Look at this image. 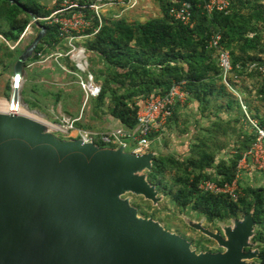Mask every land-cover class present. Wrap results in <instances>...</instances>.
<instances>
[{
  "label": "trees",
  "instance_id": "obj_1",
  "mask_svg": "<svg viewBox=\"0 0 264 264\" xmlns=\"http://www.w3.org/2000/svg\"><path fill=\"white\" fill-rule=\"evenodd\" d=\"M61 1L0 0V68L13 67L25 29L37 28L33 18L45 28V33L34 51V59L29 62L39 60L38 54L46 55L64 47L58 25L45 21ZM70 1L88 7L94 0ZM174 1L180 3L183 0H157L161 16L145 21L128 22L122 18L111 20L105 17L95 35L81 40L89 56V66L101 85V93L88 101L93 102L101 114H109L127 129L136 126L137 113L146 99L162 96L179 83H183L187 93L185 102L196 101L201 114L213 118L216 124L223 120L217 116L220 110L242 113L239 99L229 91H235L234 94L240 91L244 104L251 107L250 89L243 86L247 80L261 79L263 83L258 94L264 96V75L257 68H249L252 64H264V0H231L229 12H213L211 15L203 11L199 0H186L192 3L194 25L191 28L168 16V9ZM96 27L97 22L92 20L87 34ZM37 30L39 32V28ZM215 33L221 35L220 44L231 57L233 75L228 79L229 86L222 81L217 50L208 46L210 36ZM9 42L17 43V46L12 50ZM97 65L100 67L94 69ZM74 87L78 88L75 92L83 100L79 87L76 84ZM260 100L264 101L262 97ZM185 102L175 104L172 111ZM30 107L35 104L31 103ZM254 110L252 116L258 118L256 121L264 129V118H259L258 110ZM239 118L234 122H239ZM216 124L208 130L218 132ZM254 142L253 131L245 132L234 159L219 161L215 166L216 176L206 171L215 163L212 153L204 149L205 146L198 145L193 147V158L179 162L172 157H153L147 177L158 191L170 195L175 206L190 208L208 220L236 218L251 212L254 223L259 225L252 237L253 242L260 243L256 259L259 264H264V188L245 187L241 195L235 191L234 198L229 194L199 190V184L204 180H211L219 186L232 183L242 154ZM167 167L176 171L171 185L164 184L160 178Z\"/></svg>",
  "mask_w": 264,
  "mask_h": 264
},
{
  "label": "water",
  "instance_id": "obj_2",
  "mask_svg": "<svg viewBox=\"0 0 264 264\" xmlns=\"http://www.w3.org/2000/svg\"><path fill=\"white\" fill-rule=\"evenodd\" d=\"M33 21L39 33L13 66L15 87L45 33ZM52 132L31 118L0 113V264H259L247 262L257 250L245 251L252 213L224 227V238L206 233L223 252L196 254L121 198L159 201L142 174L151 171L152 153L62 140Z\"/></svg>",
  "mask_w": 264,
  "mask_h": 264
},
{
  "label": "rangeland",
  "instance_id": "obj_3",
  "mask_svg": "<svg viewBox=\"0 0 264 264\" xmlns=\"http://www.w3.org/2000/svg\"><path fill=\"white\" fill-rule=\"evenodd\" d=\"M142 4L145 5L142 6ZM158 7L159 5L157 0H137V4L131 9L125 7L112 8L109 17L111 18V20L122 18L128 22L145 21L150 18H154L159 13L157 11ZM114 15L115 17H113ZM38 33L39 32L37 28L28 27L25 29V32L22 36L23 39L17 48L19 53L17 57H19L23 53V51L30 47L31 43L38 35ZM1 39L2 37L0 36V41ZM9 46L11 47L10 49L13 50V48L17 46V43L9 42ZM85 53L87 61L89 62L87 51H85ZM37 56L39 57V60H36L35 62H29L31 61V59H34L32 55V57L28 58L23 64L21 79L18 80L17 87H15L14 84L16 79L13 75V67H9L6 70L0 68V101L6 100L5 102L11 105V101L12 99H14L16 102H18V106L21 110H25L28 113L30 111V114L34 116H40V118L47 123L46 125L57 126L56 124L61 125V121L63 119L76 118L79 119L76 122V125L78 128L79 126H81L80 129L82 128V126H84L82 129L86 128L85 130L89 132H107L104 131V120L99 123V121L96 119L97 117L93 121H97L101 131H99V129H92L93 127L90 125H82L84 115L87 114L91 117L99 115L100 112L97 111L98 109H95V107L93 106V102L91 101H88V103H85V105L84 98L82 100V97L79 98L77 93L75 92V90H77L78 88L74 87L76 79L72 74L73 66L70 60L66 58V62L61 61L65 58H57L56 55L54 56V51L46 55L38 54ZM17 59L18 58H15V62ZM15 62L13 66L15 65ZM88 65L90 64L88 63ZM99 67L100 66L97 65L94 69H97ZM58 69L61 72L58 71ZM43 72H45V74H43ZM89 72L95 77V74L93 73V70L90 66ZM262 83L263 82H261V79L255 78L253 80H247V82L243 85L250 89L248 98L250 100L252 108H249L244 104V102L242 101L244 97H242L240 91H237V93L234 94L235 91L231 92L228 90L230 93H232V95L237 96L239 102L241 101L245 105V111L248 117L257 121L258 118H254L252 116L254 114L253 112L255 111L254 109L258 110L257 113L259 115V118H264V101L260 100L261 97L262 99H264V96L262 94H258L260 89L262 88ZM31 103H34L35 107H30ZM103 109L105 110V108ZM9 112L13 111L11 110ZM14 113L19 114L18 110H15ZM76 113H78V115L76 117H72ZM103 115L105 116L109 114ZM186 115L183 114L181 115L182 117L177 115L175 123L176 126L177 124H180L179 132L189 129V120ZM239 116L241 117L239 118V122H234V119L238 118ZM209 118L210 124L208 127L214 125V123H217L215 121L213 122L211 117ZM216 127L218 129V132L214 129H201L199 131L200 139L198 137L195 141L197 143L192 142L189 151L187 150L182 154L181 147L178 146L179 143L176 142L175 139L170 135V130L172 131L173 128L167 126L165 128L167 129V132L162 131L163 135L161 133V137L159 139H154L155 143L151 142L150 148L148 149L147 153H152L153 157L156 158L162 156L172 157L174 160L179 162L187 158H193V147H198V145L202 147L203 145L205 146L204 149L212 153L215 160L212 168L206 171L210 175L214 174L216 176L217 170L215 166L218 164V162L223 160L229 161L230 159L233 160L234 156L237 155V150L242 145L245 132L250 133V130L252 131L251 126L245 117V114L242 113L230 116L227 120H220V122L216 124ZM247 127H250V129H247ZM52 133L58 138L65 140L60 134L56 132ZM211 137L215 140L211 139ZM250 165L253 166L251 163ZM148 172L149 171L142 172V174L146 176L147 181ZM175 175L176 171H174V168L167 167L164 168V171L160 178L162 179V182L164 184L171 185ZM238 181L239 186L237 192L240 195L241 190L245 187H251L253 189H263L264 172H259L255 168L250 169V166L248 169L243 168L241 169L240 178ZM212 182L213 181H211V183ZM154 190L158 192L157 198H159V201L157 202H151L150 200L144 199L142 196H136L130 193L122 195L121 198L127 199L129 201L130 205L137 210V215L139 218L153 220L157 222L162 228L168 230L170 233L179 235L186 241L188 240L190 244L192 243L190 249L196 254L204 253L203 249L207 246L206 244H204L205 241H200L199 239L205 240L206 236H208L206 234L207 232L219 235L222 234L224 238L223 228L232 226L233 221H239L245 216L241 215L236 218H223L222 220L213 221L205 220L202 215L196 213L195 211H192L190 208H178L177 206H175L174 202H172L171 200L170 195L163 194L160 190L158 191L156 187ZM172 190H174V188H172ZM258 229L259 225L253 223L252 236L248 240L250 247L246 248L250 251H258V246L260 245V243L253 242L252 239ZM200 231H202L204 235ZM247 262L258 263L257 259L250 261L248 260Z\"/></svg>",
  "mask_w": 264,
  "mask_h": 264
},
{
  "label": "built area",
  "instance_id": "obj_4",
  "mask_svg": "<svg viewBox=\"0 0 264 264\" xmlns=\"http://www.w3.org/2000/svg\"><path fill=\"white\" fill-rule=\"evenodd\" d=\"M203 11L207 15L213 12H229L231 0H199ZM135 0H94L88 7L79 6L74 1L62 0L55 11L45 21L48 24L58 25L59 38L64 43L63 51H55L57 58H68L77 71H72L76 78V84L80 88L84 97V104L90 98H96L101 93V85L95 77L88 72V64L85 59L84 50L77 45V42L95 35L104 23L103 15L106 11L114 7L133 8ZM88 11V13H87ZM62 15V16H60ZM168 16L184 26L193 27L194 20L192 14V3L183 0L175 2L168 9ZM97 22V27L93 28L90 34L86 31L91 28V21ZM221 35L215 33L210 36L208 46L215 48L218 52L217 62L221 71L222 81L229 86L232 77L231 57L227 50L220 44ZM57 52V53H56ZM250 69L257 68L264 75V64H252ZM187 96L183 83L173 85L170 90L162 95L150 97L144 101L143 107L137 113V124L133 129L119 127L108 132L93 133L80 129L76 122L79 119L67 118L61 121V125L56 124L53 129L65 140H80L82 143L103 144L110 148L123 147L124 151L136 155L147 152L149 146V136L153 132L161 130L172 115V109L177 103L185 102ZM241 111L245 114L248 123L255 135V142L250 149L242 154L237 165L236 175L232 183L219 186L210 180L202 181L199 190L210 193L229 194L233 198L238 190L241 169H248L250 163L257 171L264 172V129L259 123L248 117L245 105L240 101Z\"/></svg>",
  "mask_w": 264,
  "mask_h": 264
},
{
  "label": "crops",
  "instance_id": "obj_5",
  "mask_svg": "<svg viewBox=\"0 0 264 264\" xmlns=\"http://www.w3.org/2000/svg\"><path fill=\"white\" fill-rule=\"evenodd\" d=\"M135 1H136V4H137V0H135ZM144 5L145 4H142V6H144ZM111 10H112V8L110 10L106 11L104 13V15H103V18L109 17ZM157 11L159 13L155 17L161 16L159 7H158ZM113 17H115V15ZM81 43H82V41L80 40V41L77 42V45L84 50L85 59L87 61L86 53H85L86 50H85L84 46ZM62 49H64V48L63 47L62 48H59L57 51H63ZM61 59H63V58H61ZM87 64H88V61H87ZM72 66L74 68V70H72V71H77L76 68H75V66L73 64H72ZM87 70L89 72V65H88ZM76 86H78V85L76 84ZM199 110H201V109H200V107H199V105H198V103L196 101L185 102V104H182V105L177 106L173 110L174 111L173 114H172L173 116L171 115L172 116V121H169L168 120L169 122L167 121V123L165 124V126L161 130L155 132L154 135H152V137L149 138V146H148V149L150 148L151 142H154L155 143V140L154 139H159L161 137L160 136L161 133L163 135V132L164 131L167 132V129H165V128L167 126H169V127L173 128L172 131L170 130V132H171L170 135L175 139L176 142L179 143L178 146L181 147V153L183 154L185 151H187V150L189 151V149H190V147L192 145V142H195L198 137L200 139V132L199 131L201 129H203V128H208V126L210 124L209 123V119H210L209 116H205V115L203 116ZM226 112L224 110H220V111L217 112V116L218 117L220 116L219 117L220 119L227 120L230 116L238 115L237 110H231L228 113H226ZM183 114L184 115L187 114L186 116L188 117V120H189V129L188 130H185V131L183 130L182 132H179L180 131V126H179L180 124H177V126H176L175 120L177 118V115H179L180 117H182L181 115H183ZM77 115H78V113H76L72 117H76ZM95 118L99 121V123H101L104 120V123H105V127L103 126L104 127V131H107L108 132V131H111L113 129L122 127L121 123L117 119H115V118H113L112 116H109V115H105L104 116L101 113L99 115H95V116H91V117H90V115H87V114L84 115V117H83V124H82V121H81V124L82 125H90V126L93 127L92 129H99V131H101L100 130V126L97 123V121H93V120H95ZM211 119H213V118H211ZM80 127L81 126H79V128ZM83 127L84 126H82V128ZM248 128L250 129V127H247V129ZM250 132H252V131L250 130ZM195 143H197V142H195ZM148 149H147V152H148ZM251 168H254V167H252L250 165V169Z\"/></svg>",
  "mask_w": 264,
  "mask_h": 264
},
{
  "label": "bare ground",
  "instance_id": "obj_6",
  "mask_svg": "<svg viewBox=\"0 0 264 264\" xmlns=\"http://www.w3.org/2000/svg\"><path fill=\"white\" fill-rule=\"evenodd\" d=\"M20 83V81H19ZM6 101V100H5ZM5 101H0V113H4V112H9V111H14L15 110H18V113L22 116H25V117H28V118H31L32 120L36 121V122H40V123H44V124H47L43 119L40 118V116H34L32 114H30V111L29 113L25 110H21L18 106V102L15 105H11L9 103H6ZM18 101V100H17ZM36 115H39V114H36ZM50 127H52L51 125H48ZM53 128V127H52Z\"/></svg>",
  "mask_w": 264,
  "mask_h": 264
},
{
  "label": "flooded vegetation",
  "instance_id": "obj_7",
  "mask_svg": "<svg viewBox=\"0 0 264 264\" xmlns=\"http://www.w3.org/2000/svg\"><path fill=\"white\" fill-rule=\"evenodd\" d=\"M203 218H205L204 216H202ZM205 220H208L207 218H205ZM166 230V229H165ZM168 231V230H167ZM202 233V231H200ZM203 234V233H202ZM204 235V234H203ZM221 237H223L222 234H220ZM200 241H205L204 244H206L207 247H204V252H209V253H219V252H223L224 249L222 247H220L217 243V241H215L214 239L206 236V239H199ZM188 241V240H187ZM189 242V241H188ZM192 244V243H191ZM190 244V246H191ZM211 246V247H210ZM208 248V249H206ZM245 251H248V249H245Z\"/></svg>",
  "mask_w": 264,
  "mask_h": 264
}]
</instances>
